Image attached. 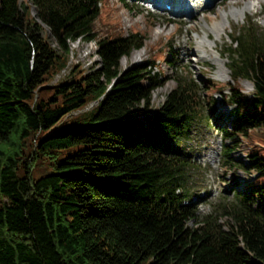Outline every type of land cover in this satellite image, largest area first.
Here are the masks:
<instances>
[{
    "label": "trees",
    "instance_id": "obj_1",
    "mask_svg": "<svg viewBox=\"0 0 264 264\" xmlns=\"http://www.w3.org/2000/svg\"><path fill=\"white\" fill-rule=\"evenodd\" d=\"M106 4L0 0V264H264V183L198 215L188 172L197 165L176 150L209 117L217 85L179 66L151 108L162 82L154 52L121 68L143 35L123 32L110 10L103 20ZM77 38L94 42L96 67L73 64L50 82ZM220 54L230 81L214 90L234 106L221 163H234L228 153L244 139L259 175L251 143L264 141V40L236 30Z\"/></svg>",
    "mask_w": 264,
    "mask_h": 264
},
{
    "label": "rangeland",
    "instance_id": "obj_2",
    "mask_svg": "<svg viewBox=\"0 0 264 264\" xmlns=\"http://www.w3.org/2000/svg\"><path fill=\"white\" fill-rule=\"evenodd\" d=\"M247 0H216L197 11L192 17L185 18L182 14H170L167 11L148 9L138 0H107L106 9H102L100 16L103 20L107 17L105 10H110V20L118 23L123 32L130 30L142 34V45L137 49H132L127 55L119 58L121 68L140 61L148 54L154 52V70L161 77L162 82L151 91L150 106L156 108L163 100L164 93L172 87L173 80L170 78L178 67L185 66L190 76L196 81L205 78L211 79L217 86H225L230 81L226 67L227 58L221 53L222 48L229 41V36L236 30L252 32L256 37L264 40V2L259 10L262 14L254 13L256 5L251 7V11H245L235 19L227 15L224 22V32L214 41L212 50L207 51L208 56L197 58V52H193L195 37L206 34L209 38L212 34L205 28L206 23H210L213 18L218 19V13L231 7L234 2L239 6ZM264 1V0H263ZM30 16L35 20V8L30 4ZM233 16V17H234ZM40 23V22H39ZM42 28L38 31L45 35L47 32L45 24L41 23ZM102 34V33H101ZM185 45V46H184ZM68 53L66 55V65L53 76L50 82L62 79L73 64H77L83 71H89L97 65V55L95 44L92 40L77 38L68 42ZM217 54L221 60L219 64L211 57ZM166 56L171 63L165 61ZM223 72L222 78H217L218 72ZM238 85L242 92L249 95L251 92V82L245 78L238 79ZM210 89L212 98V112L206 118L205 123H197L192 127L187 137L182 138L176 150L179 155L189 158L195 165L189 168V183L195 195L202 197L195 203L196 213L202 214L213 208L219 209L222 202L232 199V194L237 190L247 189V187L258 186L264 183V172L258 175L257 169L247 166V150L249 144L244 139H237L233 144L228 156L230 162L238 163L222 165L220 149L222 144L230 145V136H220V129H228L230 120L233 117V104L225 102L221 98V93ZM227 92L226 88L223 90ZM206 92V93H207ZM201 95L207 98L204 90H200ZM96 100H91L83 108L94 105ZM214 102V104H213ZM75 110L71 114L78 112ZM253 149L259 157L264 158V141L254 138ZM209 154L213 155L209 159ZM193 193V192H192ZM194 197V196H193ZM192 198V197H191ZM194 199V198H192ZM222 220V217H219ZM188 224H193L192 220Z\"/></svg>",
    "mask_w": 264,
    "mask_h": 264
},
{
    "label": "bare ground",
    "instance_id": "obj_3",
    "mask_svg": "<svg viewBox=\"0 0 264 264\" xmlns=\"http://www.w3.org/2000/svg\"><path fill=\"white\" fill-rule=\"evenodd\" d=\"M145 5L148 4L153 5L152 9L160 11H164L161 8V5L163 2H169L171 5V8L174 12H170L172 14H182L185 16V18L192 17L197 11L207 6L208 2L213 3L216 0H146ZM264 1L263 0H247L242 2L239 6H235L236 4L234 2L230 3L231 7L228 9H224L218 13V19L213 18V20L210 21V23H206L205 28L208 30L209 33L212 34V37L209 38V36L206 34H202L201 36L195 37V46L192 51V53L197 52L196 57H206L207 51L212 50V46L214 45V41L219 38L220 34L224 31V22L227 20V15H230L232 18L235 19L237 15L243 14L245 11H249L251 7L256 5V9L254 10L255 14H262L260 12L259 8L262 5ZM251 11V10H250ZM236 15V16H234ZM234 16V17H233ZM225 33V32H224ZM185 46V45H184ZM211 59H214V61L217 60L219 64H221V60L218 57L217 54H214ZM223 72L217 73V78L223 77ZM213 155L209 154V159H212Z\"/></svg>",
    "mask_w": 264,
    "mask_h": 264
}]
</instances>
